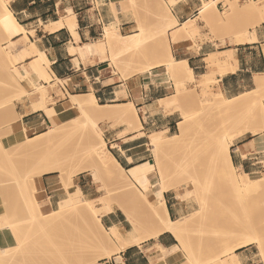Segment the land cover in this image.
Masks as SVG:
<instances>
[{"label":"rangeland","instance_id":"374dc122","mask_svg":"<svg viewBox=\"0 0 264 264\" xmlns=\"http://www.w3.org/2000/svg\"><path fill=\"white\" fill-rule=\"evenodd\" d=\"M110 1L112 2V0ZM115 1L120 2L118 4V8L112 6L115 14L117 15V12H122L127 16V20H134L135 22V30L130 33L138 31L142 36L148 39L147 41L149 42L146 44V48L143 50V53H141L142 51H134L131 53L130 57L128 54L125 56L124 54H117V57L115 58L116 60H112L111 58L113 57V53H111L112 51L110 52V48L107 46L105 38L103 37L102 39L103 31H101V34L96 39V42L102 39V41L99 42L102 54L101 58L103 61L109 62V73L115 74L116 72L122 79L125 80H132L135 78L139 81L145 79L148 76L150 78L160 77V81H162V76L166 74V69H164L165 67L152 68V65L158 62L160 59L165 58L167 48L163 42L154 40L157 39L158 34L169 23L167 13L170 12L172 6H169L166 0ZM103 2L105 1L94 0V10L96 11L97 8L104 6ZM232 2L233 0L230 2L227 0H217V13H219L217 14L215 12L217 16L214 17V13L212 15L214 17L213 19L211 18L212 16L209 17V19L211 18L212 20L222 17L226 22L224 24L210 27L207 26L204 21L197 19L202 33L199 35L200 37L197 36L195 39H191L195 45H198V41H212L215 46V52H218L220 51V47L219 44H216V41H219L222 46L227 47L224 40H228V42L231 43L229 37L232 36V33L235 31L246 32L256 27L255 21L257 17H247L240 10L242 4H245L247 0H240L241 6L237 9L233 8ZM202 3L203 0H201V5ZM110 25L119 29L117 24H108V26ZM117 31L118 30H116V32ZM119 31L123 34L128 33L123 30L121 31L120 29ZM170 35L171 32H169V36ZM12 39L13 38H11L8 34H1L0 48H4L7 43H12ZM23 45L26 46L23 39H20L15 42L14 49L24 47ZM15 50L12 48L7 49L6 51L14 52ZM142 57H144L146 60ZM12 61H7V59L4 57H0V125L2 128H8L10 121L13 119L10 118V116L11 110L15 107L14 102L21 100L22 98H26L31 102L35 99H39L40 93L36 91V87L40 84H45L44 81H41L40 78L36 76L31 68L32 64H28L29 60L24 59L14 62ZM206 63L207 73L211 72L212 69L207 60ZM22 64L24 65L23 67L21 66ZM24 67L27 71H29L28 73L25 72ZM16 68L20 69L26 75L23 76L21 73L19 74L20 71L18 69L16 70ZM139 69L141 71H139ZM218 75L219 74H214L215 77ZM210 77L211 76H209V78ZM169 79L174 82L176 90V85L178 84L177 82H179L178 80L180 77L170 75ZM207 79L208 76H196L193 80L187 81L186 85L190 89L189 93H185L171 111L173 113L177 110H180L182 112V119H185L187 124V137L184 139L185 142H183V140L180 142L181 147L179 145L176 149V152L170 151L169 154H165L163 152L160 153V155H157L152 149V146L149 144V139L147 136L150 133L159 132L160 130L166 131V134L168 135L176 133L178 131L177 125L172 122L170 124V131L167 128H150L147 131L143 130L146 133L143 135L145 136L144 142H147L148 145L138 149L142 152L146 148H149L147 152L140 154L138 157L149 158L151 164L154 165L157 171V173H155V178L150 185V187L153 186L154 188V196L152 197V192L149 191L148 197L152 199L156 198L161 192V188L155 187L154 182L158 180L162 181V175L164 173H174L175 178H173L170 183H168V185H172V187H174L173 190L177 193V195H180L185 199L184 202L188 206L187 214L184 215L183 218L186 220L191 219L193 224L188 235V248H182V253L185 255V257L180 263L177 264H220L221 260L227 256V250H224V247H222L223 243L220 241L221 238H225V235H228V238L229 236L233 237L228 239L227 243L225 242V244L229 247V245L232 246L236 243L235 241L237 238H242L247 235V233L241 230L238 224H236L237 222L235 220V216L240 213L242 215L246 214L247 212L249 213L250 209L245 211V205L237 204L238 197H236L235 193L229 191L230 189H226L225 192L227 191V194H225L227 196H223L225 204L229 203L228 206L230 208L228 206L227 207L229 210L231 209V211L228 212V214L230 213L229 216L227 214L224 218H218L217 222L215 221L216 223H214L212 226L206 225L204 219H201L202 214L200 213H202L204 210L205 204H216L219 201L218 199L220 198L221 190L223 189L222 186L224 185L223 182L219 185L221 182L219 181L220 178L213 177V173H215L214 169L216 158L212 152H208L209 150L206 152L205 148H209L208 146L212 144L210 141H214L216 138H220L226 143V141L231 136L237 134L239 130L243 128H246V131L249 132L250 129L260 127V129H262L260 136L261 139L264 140V120L261 117L264 114V108H259V105L256 106V102L258 104L261 103L264 106V93L258 95L257 99H253L250 94V105H247L246 107L240 105L236 106V108L230 112H216L217 110H213L210 107L211 105L209 106L206 104V102L209 103L208 100L210 98L212 99L214 94L217 92V90L214 88V86L217 85V82H209L210 93H212L213 96L210 95V98H208L204 96V93H202L206 82H208ZM31 80L34 81L33 84H35L36 87L32 84ZM52 82L56 83L54 87L50 86V83L45 84V86H48L45 89L49 95L46 100V104L57 109L56 113L58 119L55 124L52 122L49 123L43 131H50L47 135H45V137H42L43 140L44 138H47L44 140L45 144L48 142L47 136L51 133V130H54L57 126L62 125V121L60 120L64 115L68 117V120H73L75 118L77 119V117L82 119L76 108L71 107V110H66L70 108L68 106L70 96L67 92L63 93L59 87V84H63L65 81L58 82L55 77H52ZM27 83L29 84L28 86ZM254 87L255 85L253 84L250 86V88L244 90V94L252 90ZM190 91L193 94H191ZM54 96L57 97L55 98ZM59 99L62 100V105H57V100ZM206 105L208 106L207 108ZM136 111L138 112L142 121V113H140V111L137 109ZM132 113H134V110H132ZM260 114L261 116H259ZM123 121L124 120L121 118H114L112 120L99 122V125L103 131V138L107 142V148H109L113 154H116L117 150L110 144L109 139L117 133L119 128H128L127 124ZM136 125L132 130L138 131L136 133L137 137L142 136V133L140 132L141 130H139ZM19 132H22L20 127ZM19 132H11L0 141V220H4V223L7 226L6 232L0 239V264H43V261H41L42 252H40L44 249L43 243L45 242V246L47 244L50 248H54L53 246L56 244V241L53 243V246L52 244L50 246V244L46 243L47 241H45L46 239L44 240V238L47 237V229L43 226H40L32 218L36 212V207L33 202V193L35 196H37L38 191L35 184V192L32 190L31 178L32 176H36V174L44 167L40 162L42 161V158H45V156L48 157V155L54 157L57 153V147L55 144H53V142L50 141L51 143H48L47 145L44 144L45 146H43L41 149L39 148L37 151H30L27 148L21 146L19 140H17V135ZM247 132L238 135L234 139V143L236 140L243 138ZM34 135L36 136L37 134H32L30 137H34ZM89 135H95L97 136L96 138L99 139L97 131L93 128L89 129ZM137 137L135 136V138ZM42 138L40 140H42ZM67 149L69 150L67 151ZM70 149L71 154L76 151V147L73 146L72 148L71 144L64 151L70 153ZM202 150H205V153ZM147 154H151V157H149ZM77 170L78 167L75 166L69 168V170L66 171L68 173L65 172L64 174H54L57 176V180L61 182L66 194L64 195L63 200L60 202V205L56 206L49 212L43 208V203L37 199L40 204V209L43 213L50 214L53 210L61 208L68 202L70 197L68 190L70 192L75 191V185L78 183L80 175H82V179L84 178V181L86 182L93 180L95 183H97V191L91 189V195L87 196L88 198L95 201L96 204L98 203L99 197L106 193H113V200L109 202V206L125 197L123 186L117 182L110 181L106 174L98 172L99 179L95 180L91 171L82 172L79 176H77ZM206 172H211L213 175H208ZM263 175L264 170L258 174L250 176L253 178H260ZM73 182L75 185L72 184ZM163 183L167 184L165 182ZM198 190H200L199 193L201 194H198ZM261 193L263 192H260V194ZM260 194L258 195L259 197H257V199L254 201V203L257 204L254 209L257 210L258 208L261 212V210H264L262 209L264 208V201L262 200L264 198V194ZM208 201L210 202L208 203ZM259 202L261 205L258 204ZM249 203V205L254 204L252 202ZM251 209H253V207ZM108 211L109 210L107 208L102 210V212L99 214H96L93 219V223H91L92 233H88L87 236L80 234L74 228H72L69 233L61 236V240H63V243L65 244L64 249H62L65 250V254L60 252L61 254L58 264H83L87 261L90 264H103L105 261H109L114 254L121 251L122 244L119 240H113L109 246H103L101 241L98 239L99 236L104 234V230L100 225L102 213H106ZM232 211L234 213H232ZM231 214H233L234 219ZM261 214L262 213H260V215ZM134 217L139 225L138 237L141 240L149 238L158 228L155 223V216L153 212L147 207L136 209L134 212ZM183 218L181 217L182 220ZM261 218L262 217H260V219ZM263 220L261 223L264 226ZM43 228L46 230V232L43 230ZM94 235H96L97 239L93 237ZM225 244L224 246H226ZM251 246H253V251L257 254L255 259L260 260L257 247L254 245ZM46 247L47 248H45L43 252H46V250L49 248L48 246ZM170 253L171 251L169 249L161 248V250H159V254L154 258L152 264H174L168 261ZM36 257L40 259V262H38V258Z\"/></svg>","mask_w":264,"mask_h":264},{"label":"bare ground","instance_id":"6f19581e","mask_svg":"<svg viewBox=\"0 0 264 264\" xmlns=\"http://www.w3.org/2000/svg\"><path fill=\"white\" fill-rule=\"evenodd\" d=\"M227 1L230 2L232 0ZM166 2L169 6H173L178 2V0H166ZM115 3L116 1L112 0L111 5L115 7ZM232 4L234 9H237L241 6L240 0H233ZM240 10L247 17H257L255 26L264 23V0H247L245 4H242ZM217 11V0H203V3L199 8V15L197 16V18L190 19L180 26L176 25L177 21L172 13H167L169 23L161 30V32L157 36V39L154 40H159L163 42V44H165V47L167 48L166 55L165 58L160 59L158 62L152 65V68L159 66L165 67L166 74L162 76L163 81L168 80L170 75L180 77V79L178 80L179 82H177L178 84L176 85L177 88L175 93L162 98L159 101V109L163 110L164 112L172 111L180 98L183 97L185 93H189L190 89L187 87L186 82L195 78L194 71L189 66L188 61L186 59H177L173 55L170 48L171 43H177L185 38L193 40L197 36L201 35L202 32L197 19L204 21L206 25L210 27L226 23L222 17L212 20L217 16ZM69 12V16L63 17L57 22H51L47 26V29L55 30L64 26H69V28L74 31V26L76 24V14H74L72 9H69ZM214 13L215 16L213 17L212 15ZM210 16H212V19H209ZM116 30L118 31L116 32ZM169 32H171L170 36ZM21 33L24 34L23 40L26 43V46L19 49L15 48V50L14 46L15 42L17 41H15L14 38ZM1 34H8L11 38H13V41H11L12 43H7V45L5 44L6 46L4 48H0L1 58L4 57L5 59H7V61L13 60L12 62L31 58V68L36 76L40 78V80L44 81V83H50V86H54L56 84L51 83L53 72L50 69V64L45 56V53L39 50V48H37L34 43H31L29 41L26 35V29L17 20L13 11L10 9L8 0H0V35ZM232 36H234L236 44L251 43L257 41L256 36L251 35L250 31H235L234 33H232ZM104 38L107 46L110 48V52L112 51L111 53H113V57L111 58L112 60H116L115 58L117 57V54H124V56L128 54V56L130 57L131 53L134 51H142L141 53H143V50L146 48V44H148L149 42L147 41L148 39L142 36L138 31L123 34L119 31L118 28L111 25L105 26ZM12 48L13 50H15L14 52H9L10 50L8 52L6 51L7 49ZM75 51L76 49L74 47L70 48L71 53ZM206 60L212 70L211 72L203 75L208 76V82H206L202 93H204L205 97L210 98L209 96H213V94L210 93L209 82H218V79L214 76V74L224 75L229 68L235 70L238 65V60L234 54V50L230 48L210 53L206 57ZM21 66L23 67L24 65L22 64ZM17 69L18 68H16V70ZM18 70L20 71L19 74L21 73V75L23 76L26 75L20 69ZM139 71L141 70L139 69ZM25 72L28 73L29 71L25 69ZM209 76L211 77L209 78ZM31 81L33 84L34 81ZM57 81L61 82L62 80L57 79ZM254 84L255 87L249 92H246L245 94L242 93L233 97H228L222 91L218 90L214 94V97L208 100L209 103L206 102V104H208L209 106L211 105L210 107L215 111L217 110L216 112H230L235 109L236 106L240 105L246 107L247 105H250V94L253 99H257L258 95L264 93V73L255 74ZM33 85L35 86V84ZM46 87L47 86H45V84H40L36 87V91H38L40 95L37 101L32 102L33 110H44L47 108L46 100L49 95L45 89ZM191 94L193 93L191 92ZM69 96L72 104L78 110L79 115H81L80 117H82V119H79L77 117V119L75 118L73 120H68V117L64 115L60 120L62 121V125L57 126L55 129L53 128L54 130H51V133L47 136L48 142L46 141V144L44 140H46L47 138H44L43 140L42 137H45V135H47L50 131L41 132L34 137H30L27 134V126L23 122H21L19 126L20 129H22V132H19V130H17V132H19V134L17 135V140H19L21 146L27 148L30 151H37V149H41L43 146L51 142H53V144H55V146L57 147V153L54 157L48 155V157L45 156V158H42V161H40L44 167L36 174V176H32V190L35 192L36 188L34 187V184L36 178H40L48 174H64L69 170V168L77 166V176H79L82 172L91 171L93 178L95 180H98V172L106 174L109 177L110 181L117 182L123 186L125 197L112 203V205L109 206V202L113 200V193H106L100 196L98 199V203L96 204V202L88 198L81 189L75 190L73 192H70L68 190L70 194L68 202L61 208L53 210L52 213L45 214L41 211L39 201L37 200L38 198H36L37 196H35V194L33 193V202L36 207V212L32 216V218L40 226H43L47 229V237L44 238V240L46 239L45 241H47L46 243L50 244V246L52 244L53 246V243L56 241V244L53 246L54 248H50L49 245L46 244V246L49 247L46 252H43V250L47 248L44 245L45 242L43 241L44 247H42L44 249L40 251L42 252V263L58 264L60 254L62 252L63 254H65V250H62L64 249L65 244L63 243V240H61V236L69 233L72 228L76 229L80 234L87 236L88 233H92L91 223H93V219L96 214H99L100 212H102V210L107 208L110 212L114 211V207L119 208L124 213L128 221L131 223L132 230L129 236L126 238L123 236L117 226L106 228L100 221V225L104 230V234L99 236L98 239L101 241V244L103 246H109V244L113 240H119L122 244V249L127 246L139 243L141 241V239L138 237L139 225L135 220L134 212L138 208L147 207L153 212L155 216V223L158 226V228L152 233L150 237L157 238L163 232L171 233L176 238L177 244L168 248L171 251L168 261L174 264L180 263L185 257V255L182 253V248L187 249L189 245L188 235L193 223L191 219L186 220L183 217L182 218L184 221L181 218L173 219L168 212L165 193L173 190L174 188L172 187V185H168V183H170V181L175 178L174 173H164L162 175V181L158 180L154 182L155 187L161 188V192L156 198H149L148 192L151 188L150 185L155 178V173H157L154 165L151 164V161H143L133 164L129 168H125L121 164V162H119L113 152L109 148H107V142L103 138V131L99 125V122L101 121L121 118L122 120H124L123 122L127 124L128 128L126 127V129L120 133V136L131 131L136 124V127L139 130H142L143 124L139 118L138 113L136 112L133 102L103 106L98 103V101L93 97L92 91L88 95L70 94ZM257 105H259V108H264L261 103L258 104L256 102V106ZM207 107L208 106L206 105V108ZM132 110H134V113H132ZM259 116H261V114ZM261 117L264 120V114ZM90 128H93L97 131L99 139H97V136L95 135H89ZM177 128L178 131L171 135L166 134V131L163 130H160L159 132H153L148 135L149 144L152 146V149L157 155H160V153L163 152L165 154H169L170 151L176 152V149L180 145V142L182 140L183 142H185L184 139L187 137L188 132L185 119H181L178 122ZM140 132L142 133V136L145 134L144 131ZM246 132V128L239 130V132L231 136L226 141V143L222 139L216 138L214 141H210L212 142V144L208 146L209 148H205L206 152L209 150L208 152H212L216 158L214 169L215 173H213L215 176L211 172H206V174H212L213 177L220 178L219 181L221 182L219 183L218 181L219 185L222 182L224 185L222 186L223 189L221 190L220 194L222 197L219 195V201L216 204H205L204 210L202 211V213H200L202 214L201 219H204L206 225L212 226L217 222L218 218H224L228 214V212L231 211V209L229 210V203L225 204V201L223 199V196L227 194V191L225 192L226 189H230L229 191L236 194V197H238L237 204L245 205V211L250 209L249 213L247 212L244 215H242L241 213L237 215L235 214V220L237 222L236 224H238L239 228L245 231L247 235L242 238H237L235 241L236 243L232 246L229 245V247L225 244V242L227 243V240L233 237L229 236L228 238V235H225V238H221L220 241L223 243L221 244L222 247H224V250H227V256L224 257L223 260H221L220 264H242L237 251L251 245L257 247L260 260L264 262V226L261 223L264 219V210H261L260 212L258 208L257 210L254 209V207L257 206L254 201L257 199V197H259L258 195L260 194V192H263L261 194H264V175L260 178L251 177L250 174L243 172V170H239V168L235 166L231 158V148L234 144V139L238 135ZM249 132L258 134L262 132V129H260V127H256L250 129ZM41 138L42 140H40ZM70 144L72 145V148L73 146L76 147V151L73 150L75 152L72 154L71 149L70 153L64 151ZM68 150L69 149H67V151ZM128 160L129 162H133V158L131 157H129ZM163 182L167 184H164ZM72 184H74V182ZM199 191L200 190H198V194H201L199 193ZM262 200L264 201V198ZM209 202L210 201H208V203ZM249 202H252L254 204L249 205ZM258 204L261 205L260 202ZM250 207H253V209H251ZM232 213L234 212L232 211ZM260 213H262V216L260 215ZM103 214L104 213H102V215ZM231 215L233 217V214ZM260 217H262L263 219H260ZM6 228L7 226L4 223V220L1 219L0 239L6 232ZM44 231L46 232V230ZM93 237L97 239L96 235H94ZM57 240L60 242H58ZM224 244L226 246H224ZM161 248L165 249L163 247ZM37 260L38 262H40L39 258ZM83 264L90 263L87 261ZM103 264H108V262L106 261Z\"/></svg>","mask_w":264,"mask_h":264},{"label":"crops","instance_id":"0c3cea01","mask_svg":"<svg viewBox=\"0 0 264 264\" xmlns=\"http://www.w3.org/2000/svg\"><path fill=\"white\" fill-rule=\"evenodd\" d=\"M104 1V6L97 8L96 11L93 7L94 0H8V5L26 29L29 41L45 53L53 72L52 77L61 79V82L65 81L59 84L63 93L88 95L92 91L93 97L103 106L133 102L135 109L142 113L143 128L141 131H147L150 128H167L170 131V124L173 122L177 125L183 118L182 112L180 110L173 113L164 112L159 109V101L175 93L174 82L170 79L160 81V77L150 78L148 76L139 81L135 78L125 80L117 73L110 74L109 62L102 60L99 42L104 37L105 26L117 24L121 31L128 33L136 27L134 20H127V16L122 12L115 14L110 0ZM119 3L116 1V8ZM200 7L201 0H178L172 6L170 13L176 18V25L180 26L190 19L197 18ZM69 9L76 14L74 31L69 26L55 30L47 29L51 22H57L69 16ZM101 31H103L102 39L96 42ZM250 32L251 35L256 36L257 41L236 44L234 36H230L231 43L224 40L227 47L216 41L220 51L226 48L233 49L238 60L237 68L235 70L229 68L224 75H218L217 85L214 86L215 90L222 91L228 97L244 93V90L254 84L255 74L264 73V23L251 29ZM23 37L24 34L21 33L14 39L18 41ZM71 47H74L76 51L71 53ZM171 50L177 59L188 61L196 77L207 73L206 57L215 52V46L212 41H198V45H195L191 39L185 38L177 43H171ZM30 59H27L28 64ZM51 83L55 82L51 79ZM32 102L26 98L14 102L15 107L11 110L10 116L13 119L8 128H2L0 125V141L11 132L19 130L21 122L27 126L29 136L43 132L51 122L56 123L57 109L47 105L44 110H33ZM58 104L62 105V100H57ZM68 106L70 108L66 109L67 111L71 110V107L75 108L70 97ZM125 129L119 128L117 133L109 139L110 144L117 150L114 155L119 162L125 168H129L138 162L150 161L149 158L138 157L149 150V148L142 152L138 150L148 145L144 142L145 136L137 137V130H131L120 136ZM147 155L151 157V154ZM129 157L133 158V162H129ZM231 158L235 166L245 173L255 175L263 171L264 140L261 139L260 133L247 132L243 138L236 140L231 148ZM35 186L37 191L39 190L37 197L48 212L59 206L66 194L61 182L54 174L36 178ZM78 189H81L86 196H90L91 189L97 191L98 185L93 180L84 181L80 175L75 185V190ZM150 191L153 197V186ZM165 199L168 212L173 219L187 214L188 206L184 202L185 199L177 195L174 190L166 192ZM114 208V211L106 212L101 216L102 224L106 228L117 226L127 238L132 230L131 223L119 208ZM175 244H177L176 238L169 232H163L157 238H146L137 244L121 249L113 255L109 263L152 264L161 247L168 249ZM237 254L242 264H264L261 260L255 259L257 254L253 251V246L242 248L237 251Z\"/></svg>","mask_w":264,"mask_h":264},{"label":"built area","instance_id":"2783aa9c","mask_svg":"<svg viewBox=\"0 0 264 264\" xmlns=\"http://www.w3.org/2000/svg\"><path fill=\"white\" fill-rule=\"evenodd\" d=\"M105 262H106V261H105ZM107 262H108V264H110L109 261H107Z\"/></svg>","mask_w":264,"mask_h":264}]
</instances>
